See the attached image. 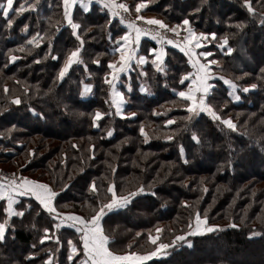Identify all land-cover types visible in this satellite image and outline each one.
Masks as SVG:
<instances>
[{
	"label": "trees",
	"instance_id": "obj_1",
	"mask_svg": "<svg viewBox=\"0 0 264 264\" xmlns=\"http://www.w3.org/2000/svg\"><path fill=\"white\" fill-rule=\"evenodd\" d=\"M124 1L133 7L141 0ZM146 2L144 12L168 24L188 19L195 29L215 33V44L228 37L223 49L211 50L222 61L212 66L217 75L211 79L208 102L221 117L230 118L236 130L206 112H188L176 93L187 89L189 81L181 84L180 78L191 67L188 57L174 47L167 48L163 72L148 62L124 75L122 93L136 103H125L126 117L116 115L104 79L108 62L117 55L112 52L114 41L125 31L119 19L112 18L108 25L107 9L97 2L87 12L76 6L73 19L82 26L83 63H74L59 79L67 54L80 46L63 18L61 0H14V8L24 5L25 11L10 13L11 27L0 14V146H14L0 163L51 185L59 193L55 205L60 213L84 217L108 202L110 184L118 196L142 185L144 193L102 220L117 253L151 251L148 236L156 235L157 228L163 230L158 243L171 244L190 231L196 211L207 216L208 225L219 226L176 241L168 256L145 264H264V0H251L254 13L243 0ZM240 23L243 28L236 27ZM24 25L27 30H22ZM37 34L42 39L30 43ZM142 45L141 52L155 44L146 39ZM219 76L238 85L239 99L229 95L231 89ZM253 83L255 89L243 91ZM85 85L91 88L85 90ZM143 86L150 91H141ZM97 111L104 115L94 123ZM4 206L0 201V222L6 217ZM16 208L24 216L10 218L0 241V264H44L49 255L52 264H69L68 241L77 243L80 235L75 228L64 224L56 229L53 225L60 220L32 197L20 199ZM45 227L52 238L41 243ZM251 232L260 235L249 238Z\"/></svg>",
	"mask_w": 264,
	"mask_h": 264
},
{
	"label": "snow or ice",
	"instance_id": "obj_2",
	"mask_svg": "<svg viewBox=\"0 0 264 264\" xmlns=\"http://www.w3.org/2000/svg\"><path fill=\"white\" fill-rule=\"evenodd\" d=\"M93 0H88V4H84L82 0H61L63 7V18L67 21V24L72 29V35L80 42V46L71 50L67 56L66 61L63 67L60 69L58 77L63 79L68 69L74 63H83L79 57L83 46V39L79 34V29L82 27L80 23L75 22L73 19L74 6L78 3L81 5L85 12L89 11V6ZM97 3L101 4L104 9H107L109 19L107 21L108 25H111L112 18L119 17V22L122 25H126L127 31H124L122 35L118 36L114 41L115 47H113L112 52L118 54L116 60H111L108 62V69L110 70L105 75L104 82L110 86L112 89V102L116 106V115H122L121 105L123 104V94L116 90V81L119 79L120 74L127 71L131 66V61L137 59V62L141 65L148 62L146 56H138V48L140 45L141 37L151 36L153 40H156L158 44H161L160 48L150 49L152 54V65L157 69V71L163 72L164 67V58L166 56V51L163 47L164 42L168 44H175L176 47L180 48L182 52L188 57V64L191 67V71H187L181 74L180 83L184 84L185 81H189L188 87L184 91H178L176 94L186 102V107L189 113L199 114L200 112H206L214 121H220L223 125L227 126L228 129L235 131L236 124L232 122L230 118L221 117L217 111L212 107L208 102V96L212 85L209 83V80L216 76L217 73L214 72L212 66H218L219 62L214 59H206L204 61L201 58H207L212 56L211 52L200 51L197 52L196 49L201 47V41L206 40L208 36L215 38V33H196L194 29L190 26L188 19H184L182 24L187 26L184 31L187 33L184 36L182 43H176V41L169 39L164 32L161 30H166L172 32L176 35H179L177 29L181 27L180 24L175 26H169L163 20L156 18H146L141 15V10L147 6L146 0H141L135 4L136 17L135 20H125L122 13H130L129 5L124 2V0H96ZM244 5L247 7L249 13H254L255 9L251 5V0H243ZM28 8H34V4H28ZM198 10V9H197ZM15 12L17 14L23 13L25 11L24 5L14 8V0H0V14L7 20V26L11 27L13 24V18H10V13ZM264 15V14H262ZM136 21H144L149 25L158 26L155 30L147 29L137 25ZM264 24V20L261 21ZM243 24H237V28H243ZM28 25H24V29L27 30ZM111 38V33H109ZM37 39H42L37 36L32 38L31 42L36 41ZM228 44V37L223 38V43L220 45V48L223 49L225 45ZM233 52L232 47L227 48V53L231 54ZM58 57H53L57 59ZM13 60L16 57H12ZM99 64V61H94ZM264 72V69H261ZM111 77L109 79L108 77ZM226 85L229 86L231 92L229 93L233 99H239V96L235 95V91L238 85L231 79H227L224 76L218 77ZM85 90H89L91 85H85ZM257 85L255 83L244 87L243 91H249V88L255 89ZM145 89H141L144 91ZM83 95V93H81ZM15 103L19 104V98L15 99ZM104 114L97 111L93 117V122L95 123L99 120ZM131 115H135L132 113ZM166 123H172V121H167ZM141 132H144L143 127ZM108 135H112V131L109 130ZM167 139H172V137H167ZM192 139L199 142V137L193 133ZM181 154H183V149L181 148ZM66 187V185H65ZM91 189L95 192L97 191L95 184L90 185ZM107 191L111 193V198L107 203H103L98 208H92V215L89 217H84L76 214H67L60 213L55 205L56 197L59 193L48 183H43L37 180L29 179L27 177H16L12 175L9 177H0V201L6 202V206L3 207V212L6 214L3 222H0V241L5 239V232L9 226V220L13 216L23 217L24 211L17 210L14 208V205L18 203V197H32L39 206L45 210L53 219L60 220L59 223H55L53 226L56 229H60L64 224L71 221V227L75 228L76 233H79V240L77 243H73L72 240L68 241L69 253L67 256V261L69 264H145V262L152 260L154 257H166L170 253L167 251L169 248H172L176 241H184L187 236H196L203 235L205 233H210L216 230H219V226L207 224V216L203 218L199 211H196L194 214V224L190 222L188 228L190 231L185 232L183 235H178L172 241L171 244H166L159 242V234L163 231L160 228L156 229L157 236H152L149 234L148 240L154 246L153 250L147 251L144 253H139L135 251H128L124 253H117L113 251L110 247V242L112 237L106 234L102 220L107 215L108 212L112 211L114 208L123 207L127 205L131 198L142 194L145 192V188L141 185L134 191H129L127 195H117L114 190V185L110 184ZM155 195V193H151ZM185 206H187L185 202ZM30 208L31 205L29 204ZM66 217V219H61ZM35 227V225H33ZM230 227H237L235 224L230 225ZM50 229L45 227L43 232L44 236L41 237V243L44 240L51 239L47 233ZM137 235H140L137 233ZM260 235L258 232L249 233V238ZM57 243H59V237H56ZM189 247H191V241H187ZM81 245L82 247H78ZM35 247V245H33ZM131 247V245H129ZM82 252V256L79 253ZM76 257V259H74ZM53 256L49 255L44 264H52Z\"/></svg>",
	"mask_w": 264,
	"mask_h": 264
},
{
	"label": "rangeland",
	"instance_id": "obj_3",
	"mask_svg": "<svg viewBox=\"0 0 264 264\" xmlns=\"http://www.w3.org/2000/svg\"><path fill=\"white\" fill-rule=\"evenodd\" d=\"M16 1V0H15ZM125 2V1H124ZM141 2V1H140ZM125 3H127V2H125ZM147 3V2H146ZM128 5H129V3H127ZM148 5V4H147ZM147 7V6H146ZM145 7V8H146ZM145 8H143L142 10H141V15H143L144 17H146V18H156V19H159V20H163L165 23H166V21L162 18V17H160V16H157V15H155V14H153V13H148V12H144V9ZM130 9H132V11L130 12V13H128L129 15V17L130 18H133L134 20H135V17H136V12H135V5L132 7V6H130ZM138 22H141V23H144V24H146V25H149V24H147L146 22H144V21H138ZM190 22V26L194 29V31L196 32V33H200V32H203V31H201V30H198V29H195V27L192 25V23H191V21H189ZM166 24H168V23H166ZM177 24H180L181 25V27L179 28V29H177V32L179 33V35H176V34H174V33H172V32H168V31H166V30H163L165 33H168L169 35H171V36H173V37H176V38H178V39H184V36H186L187 35V33L184 31V29L187 27V26H185V25H183L182 24V22L181 23H174V24H168L169 26H175V25H177ZM153 26H155V25H153ZM158 27V26H157ZM205 33V32H204ZM213 41H214V38L212 37V36H208V38L206 39V40H202L201 42H203L204 43V45H205V47L206 48H208V47H210L211 48V46H212V48L210 49H206L205 51H208V52H211L212 53V56H210V57H207V59H214V60H216V61H218L219 63L222 61L220 58H215L214 57V52L213 51H211V50H214L213 48L215 47V48H220V45L221 44H215V43H213ZM118 58V54L115 56V57H113L111 60H116ZM148 58V62H151V60H152V58H149V57H147ZM65 61H66V58H65ZM65 61H64V63H65ZM147 62V63H148ZM147 63H145V64H147ZM145 64H143V65H145ZM163 67L165 66V65H162ZM165 74V73H164ZM164 74H162V75H164ZM213 78V77H212ZM211 78V79H212ZM211 79L209 80V83L213 86V84H212V81H211ZM124 73H122L121 75H120V77H119V79L116 81L117 82V86H119L120 87V89L122 88L123 89V92H124ZM145 84V83H144ZM144 84H142V85H144ZM127 88H129V90H130V87H128V86H126ZM143 89H145V90H148V91H150V89H151V87H149L150 89H146V87L145 86H143L142 87ZM141 88V89H142ZM235 95H237V92L235 91ZM124 96V95H123ZM238 96V95H237ZM124 98L126 99L125 101L128 103L129 102V100L131 99V97L129 96V95H126L125 94V96H124ZM131 102L132 103H136V100H134V99H131ZM123 103H124V100H123ZM115 108H116V106H114ZM122 109H121V113H122V115H120L121 117H126V115H128V114H124V105H123V107H121ZM129 115H131V114H129ZM2 137V136H1ZM14 149V146L13 145H11L10 143H4V145H1L0 146V161H2L4 158H7V156H4V153H6V152H8V151H11V150H13ZM8 167V168H7ZM0 169H2V170H4V171H7V172H10V173H12L13 175H18V177H21V176H23V177H27V178H29V179H33V180H37V179H35V178H32L29 174H27L26 172H24L23 170H21V169H16V168H12L11 166H10V164H6V165H4V164H1L0 163ZM37 181H39V180H37ZM40 182H43V181H41L40 180ZM43 183H45V182H43ZM208 224V223H207ZM210 226V225H209ZM193 227H195V224H194V222H193ZM154 231H156V230H154ZM152 236H157V234L156 235H152ZM74 243V242H73ZM34 245V244H33ZM153 250V249H152ZM68 251H69V249H68ZM128 251H133V250H127V251H124V252H128ZM124 252H120V253H124ZM136 252V251H135ZM80 254V253H79Z\"/></svg>",
	"mask_w": 264,
	"mask_h": 264
},
{
	"label": "crops",
	"instance_id": "obj_4",
	"mask_svg": "<svg viewBox=\"0 0 264 264\" xmlns=\"http://www.w3.org/2000/svg\"><path fill=\"white\" fill-rule=\"evenodd\" d=\"M82 2L84 3V4H88V0H82ZM94 2H96V0H93V2L92 3H94ZM91 3V4H92ZM91 4L90 5H88L89 6V8L91 7ZM76 6H81L79 3L77 4V5H75L74 6V8L76 7ZM122 25V24H121ZM123 27H124V29H125V31H127V28H126V25H122ZM150 40V42L152 41L153 42V44H155L154 46H148L146 49V51H143V52H141V48H142V41L143 40ZM183 42V41H182ZM182 42H177L176 41V43H182ZM161 47V44H158L157 43V41L156 40H153L152 38H151V36H143V37H141V41H140V45H139V48H138V50H137V52H138V56H146V57H149V58H152V54L150 53V49H152V48H160ZM163 47H164V49H165V51H166V53H167V48L168 47H174V48H176V49H178V50H180V48H178V47H176L175 46V44H168L167 42H164V44H163ZM207 48L205 47V45H204V43L203 42H201V47L200 48H197L196 49V51L197 52H200V51H205ZM181 51V50H180ZM182 52V51H181ZM184 53V52H183ZM166 57V56H165ZM137 59H138V57H137ZM137 59H133L132 61H131V66L127 69V71H125V72H123L124 73V75H128L133 69H134V65H137V66H143V65H141V64H139L138 62H137ZM165 59V58H164ZM207 58H201V60L202 61H204V60H206ZM122 74V73H121ZM120 74V75H121ZM111 79V78H110ZM116 90L117 91H119V92H121L122 93V90L120 89V88H118V86H117V82H116ZM123 94V93H122ZM111 96H112V89H111ZM123 100H124V103L121 105V107H123V105L125 106V103H126V99L124 98V96H123ZM115 106V105H114ZM122 109V108H121ZM23 197H18L17 198V200H18V203H19V201H20V199H22ZM17 203V204H18ZM17 204H15L14 205V208H16V206H17ZM5 205H6V202H5ZM17 209V208H16ZM64 219H66V217H63ZM72 222L71 221H68V223H66L67 225H69L70 226V224H71ZM82 247V246H81Z\"/></svg>",
	"mask_w": 264,
	"mask_h": 264
},
{
	"label": "built area",
	"instance_id": "obj_5",
	"mask_svg": "<svg viewBox=\"0 0 264 264\" xmlns=\"http://www.w3.org/2000/svg\"><path fill=\"white\" fill-rule=\"evenodd\" d=\"M122 15H124V18L125 20H134L133 18H130L128 15V13H122ZM119 19V17H117ZM137 25H139L140 27H143V28H147V29H153L155 30L157 28V26H153V25H146L144 23H141V22H138L136 21ZM162 32H164L163 30H161ZM164 34L169 38V39H172L174 41H177V42H182L183 40L182 39H178L176 37H173L171 35H169L168 33H165ZM13 174L10 173V172H7V171H4L2 169H0V177H9L11 178ZM16 177H18V175H15Z\"/></svg>",
	"mask_w": 264,
	"mask_h": 264
}]
</instances>
